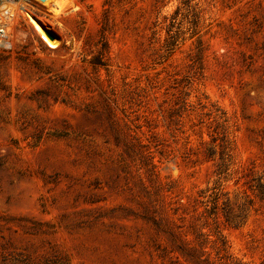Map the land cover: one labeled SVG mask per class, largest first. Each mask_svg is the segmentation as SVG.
Masks as SVG:
<instances>
[{"label": "rangeland", "instance_id": "1", "mask_svg": "<svg viewBox=\"0 0 264 264\" xmlns=\"http://www.w3.org/2000/svg\"><path fill=\"white\" fill-rule=\"evenodd\" d=\"M46 1L0 43V264H264V0Z\"/></svg>", "mask_w": 264, "mask_h": 264}, {"label": "bare ground", "instance_id": "2", "mask_svg": "<svg viewBox=\"0 0 264 264\" xmlns=\"http://www.w3.org/2000/svg\"><path fill=\"white\" fill-rule=\"evenodd\" d=\"M18 2H13V0H0V43L4 44L7 40L11 39L8 38L10 35H12V24H13V18L16 15V4ZM46 3H52V6L58 7L61 5L59 0H47ZM25 13V12H24ZM29 14V13H27ZM25 13V15H27ZM5 16V18L3 17ZM28 16V15H27ZM28 21H32L36 24L34 19L29 15V18H27ZM38 29V28H37ZM45 36V35H44ZM51 46H54L53 42H49Z\"/></svg>", "mask_w": 264, "mask_h": 264}]
</instances>
